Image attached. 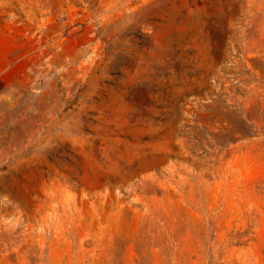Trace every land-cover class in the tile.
Segmentation results:
<instances>
[{
  "label": "rangeland",
  "instance_id": "obj_1",
  "mask_svg": "<svg viewBox=\"0 0 264 264\" xmlns=\"http://www.w3.org/2000/svg\"><path fill=\"white\" fill-rule=\"evenodd\" d=\"M0 264H264V0H0Z\"/></svg>",
  "mask_w": 264,
  "mask_h": 264
}]
</instances>
